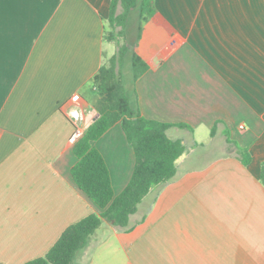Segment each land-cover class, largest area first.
<instances>
[{
  "label": "crops",
  "instance_id": "0c3cea01",
  "mask_svg": "<svg viewBox=\"0 0 264 264\" xmlns=\"http://www.w3.org/2000/svg\"><path fill=\"white\" fill-rule=\"evenodd\" d=\"M110 2L0 0V264L44 257L66 228L101 212L71 169L74 143L98 117L91 80L117 50L104 39ZM154 5L173 33L143 23L164 30L161 44L147 43L144 27L137 41L127 26L148 65L128 95L144 118L186 125L166 132L185 152L130 232L102 220L72 264H89L94 244L111 239L125 264H264V0ZM93 146L118 196L135 161L121 125Z\"/></svg>",
  "mask_w": 264,
  "mask_h": 264
},
{
  "label": "trees",
  "instance_id": "16d2710c",
  "mask_svg": "<svg viewBox=\"0 0 264 264\" xmlns=\"http://www.w3.org/2000/svg\"><path fill=\"white\" fill-rule=\"evenodd\" d=\"M133 11L138 12L137 41L146 22L162 27L170 35L173 33L171 26L157 12L154 0H111L107 19L109 30L105 32L104 39L114 43L117 50L91 80V86L98 96L95 104L98 117L72 147L77 159L71 169L72 180L101 212L91 214L66 228L44 257L26 264H72L76 253L86 246L102 220L118 231L130 232V218L149 191L176 179V161L184 154L185 147L181 141L169 139L166 132L173 127L187 126L144 118L139 108L132 106L121 79V71L128 56L133 89L135 82L148 71L147 63L130 47L128 41L127 26ZM116 29L118 32L114 33ZM217 123L211 130V136L215 134ZM116 124L121 125L135 159L130 180L118 196L113 193L108 167L93 146ZM225 137L230 146L236 147L242 164L249 165L251 155L248 150L237 147L229 139L228 133ZM259 179L264 186V161L261 163Z\"/></svg>",
  "mask_w": 264,
  "mask_h": 264
},
{
  "label": "rangeland",
  "instance_id": "374dc122",
  "mask_svg": "<svg viewBox=\"0 0 264 264\" xmlns=\"http://www.w3.org/2000/svg\"><path fill=\"white\" fill-rule=\"evenodd\" d=\"M138 22H139L138 12L133 11L130 15L129 22H128V32H129L130 39H132V37L137 33ZM143 27L147 30V35H146L147 43L155 39H156V43L158 44L162 43L163 36L161 35L164 33V30L162 28L155 27L150 23L144 24ZM152 31L154 32V34L151 33ZM116 32H118V29L114 30V33ZM121 79H122L124 87L129 93L133 89L132 88L133 86H132L131 65H130L129 56L125 60L124 68L121 71ZM103 232L104 230L97 231L98 235H101V234L106 235V232L104 233ZM117 248H118L117 244L112 239L107 244H98V243L94 244L93 249L86 257L87 262H89V264H125L126 257L123 253L118 251ZM106 256H108V259H106ZM112 257L114 258L113 260H111Z\"/></svg>",
  "mask_w": 264,
  "mask_h": 264
},
{
  "label": "built area",
  "instance_id": "2783aa9c",
  "mask_svg": "<svg viewBox=\"0 0 264 264\" xmlns=\"http://www.w3.org/2000/svg\"><path fill=\"white\" fill-rule=\"evenodd\" d=\"M78 98V96H74L72 99L73 101H75Z\"/></svg>",
  "mask_w": 264,
  "mask_h": 264
}]
</instances>
